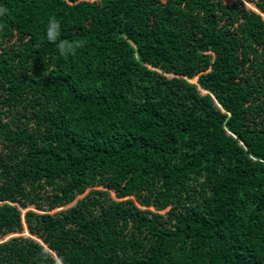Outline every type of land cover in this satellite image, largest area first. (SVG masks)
I'll return each mask as SVG.
<instances>
[{"label": "trees", "instance_id": "trees-1", "mask_svg": "<svg viewBox=\"0 0 264 264\" xmlns=\"http://www.w3.org/2000/svg\"><path fill=\"white\" fill-rule=\"evenodd\" d=\"M0 6V264H264V0Z\"/></svg>", "mask_w": 264, "mask_h": 264}, {"label": "clouds", "instance_id": "clouds-1", "mask_svg": "<svg viewBox=\"0 0 264 264\" xmlns=\"http://www.w3.org/2000/svg\"><path fill=\"white\" fill-rule=\"evenodd\" d=\"M7 11H8L7 8L0 6V16L5 15ZM46 38L48 42L55 43L57 45V50L61 56L75 55L76 51L78 49L85 47V43H86L84 40H79V39L71 40V41L67 39H62L61 38V23L54 16L49 17L48 24L46 27ZM26 231L28 232V229ZM11 233H14V232H11ZM29 236L34 237L35 239L39 240L40 243H42V241L39 238L35 237L34 235L30 234ZM56 264H62V261L58 259L56 261Z\"/></svg>", "mask_w": 264, "mask_h": 264}, {"label": "rangeland", "instance_id": "rangeland-1", "mask_svg": "<svg viewBox=\"0 0 264 264\" xmlns=\"http://www.w3.org/2000/svg\"><path fill=\"white\" fill-rule=\"evenodd\" d=\"M195 79H196V77H193V78H191L190 80H191V81H195ZM109 193H110L111 196L114 195L113 191H109ZM82 194H83V193H82ZM82 194H78V195H76L75 198H74L71 202H69V203H66V204H64V205L56 206V207L52 208L49 212H54V211L60 210V209H62V208H65L66 206H69L70 204H73L74 200H75L76 198L81 197ZM139 206L143 208V206H141V205H139ZM27 208L33 209L34 211H37V212H42L41 210L35 208L34 205H32V204L28 205L25 209H27ZM25 209H21V212H23ZM165 210H166V208H165V209H162L161 212H163V211H165ZM22 226H23V225H22ZM11 234H13V235H19V234L30 235V234H28V232L25 230V228L22 227V230H21L20 232L8 233L7 235H5V236L2 237V238H5V237H7V236H9V235H11Z\"/></svg>", "mask_w": 264, "mask_h": 264}, {"label": "water", "instance_id": "water-1", "mask_svg": "<svg viewBox=\"0 0 264 264\" xmlns=\"http://www.w3.org/2000/svg\"><path fill=\"white\" fill-rule=\"evenodd\" d=\"M22 225L27 230V225H26V223H25V221L23 219H22ZM11 235H13V234H11ZM11 235H9V236H11ZM9 236H7V237H9ZM7 237H5V238H7Z\"/></svg>", "mask_w": 264, "mask_h": 264}]
</instances>
